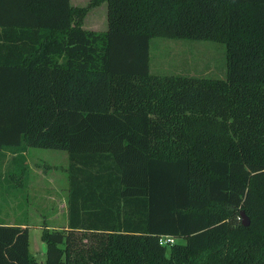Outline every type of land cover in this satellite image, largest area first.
<instances>
[{"label": "trees", "instance_id": "obj_1", "mask_svg": "<svg viewBox=\"0 0 264 264\" xmlns=\"http://www.w3.org/2000/svg\"><path fill=\"white\" fill-rule=\"evenodd\" d=\"M102 1L0 0V153L65 150L70 185L45 260L0 222V264H264V0H105L83 27ZM153 35L223 42L225 77L152 74Z\"/></svg>", "mask_w": 264, "mask_h": 264}, {"label": "rangeland", "instance_id": "obj_2", "mask_svg": "<svg viewBox=\"0 0 264 264\" xmlns=\"http://www.w3.org/2000/svg\"><path fill=\"white\" fill-rule=\"evenodd\" d=\"M72 1L78 5H85L89 2V0ZM106 11L107 4L105 0L99 5L92 7L85 16V26L94 29H106ZM149 56L150 72L154 75L186 74L214 78L225 77V44L221 41L153 35L149 43ZM10 156L11 151L9 150L0 153V162L4 159H7L8 161L6 166L2 168L0 167V212H3V214L8 212L6 206L9 207L10 203L16 204L18 202H23L24 205H27L31 202L30 204L32 207L35 206L31 199L27 198L24 193H19L21 187L17 186L16 183L20 177L13 176L14 174L19 176L20 173L17 171L15 172L13 165L10 163ZM26 158L30 161L31 167L35 166L38 168L37 165H39L40 167L38 169H45L43 171H45V174L48 177L52 176L53 173H56V175L64 177L65 180L68 176L69 157L65 150L28 147ZM48 165L57 166L56 169L53 170L49 169ZM60 167L67 168V176H65V173L60 170ZM47 186L51 189L49 184ZM60 191L62 190L60 189ZM244 214L250 221L248 215L245 212ZM242 219L243 218L240 215L238 221L241 222ZM177 240L179 242L183 241V239L180 238ZM29 241L30 252L37 258H40L42 256L41 253H45L46 249L45 242L40 238V230L35 228L31 229L29 233Z\"/></svg>", "mask_w": 264, "mask_h": 264}, {"label": "crops", "instance_id": "obj_3", "mask_svg": "<svg viewBox=\"0 0 264 264\" xmlns=\"http://www.w3.org/2000/svg\"><path fill=\"white\" fill-rule=\"evenodd\" d=\"M70 1L72 4L78 5L75 4L72 0ZM84 23L85 21H83V27L89 28L86 27ZM22 155L25 156L24 169L23 165L20 166V160L17 159L16 153L11 152L10 163L13 165L15 172L17 171L18 173H20L19 176L14 174L13 177H20L18 178L16 183L17 186L21 187L19 193H24L27 198L31 199L35 206L32 207V205L30 204L31 202L27 205H24L23 202H18L16 204L10 203L9 207L6 206L8 209L7 213L3 214V212H0V222L7 225H18L21 227H27L29 233L31 229L35 228L37 230H40L41 234L43 226H47L50 229H67L69 198V180H67L68 176L66 175L67 168L60 167V170L65 173V176H67L65 180L64 177H62L61 175H56V173H53L52 176L48 177L46 176L45 171H43L45 169H38L40 167L39 165H37L38 168H36L35 166L31 167L30 161L28 160V158H26L27 149L22 152ZM7 162V159H4L2 162H0V167L2 168L6 166ZM56 166L57 165H48L49 169L53 170L56 169ZM48 184L50 185L51 189L48 188ZM60 189L62 191H60ZM41 254L42 256L40 258H37L34 255L40 263L45 260V253Z\"/></svg>", "mask_w": 264, "mask_h": 264}, {"label": "built area", "instance_id": "obj_4", "mask_svg": "<svg viewBox=\"0 0 264 264\" xmlns=\"http://www.w3.org/2000/svg\"><path fill=\"white\" fill-rule=\"evenodd\" d=\"M175 241H176V239L174 237L166 235V236H162L160 238L159 242L163 245L169 246V245L173 244Z\"/></svg>", "mask_w": 264, "mask_h": 264}, {"label": "water", "instance_id": "obj_5", "mask_svg": "<svg viewBox=\"0 0 264 264\" xmlns=\"http://www.w3.org/2000/svg\"><path fill=\"white\" fill-rule=\"evenodd\" d=\"M240 215L243 218L242 221H241V224L244 225V226H247L249 224V219L245 216L243 211L240 212Z\"/></svg>", "mask_w": 264, "mask_h": 264}]
</instances>
